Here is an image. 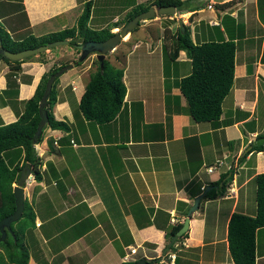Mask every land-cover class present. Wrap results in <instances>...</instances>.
Returning a JSON list of instances; mask_svg holds the SVG:
<instances>
[{
    "label": "crops",
    "instance_id": "obj_1",
    "mask_svg": "<svg viewBox=\"0 0 264 264\" xmlns=\"http://www.w3.org/2000/svg\"><path fill=\"white\" fill-rule=\"evenodd\" d=\"M86 1L0 0V25L14 39L38 24L48 25L33 35L59 31L76 24ZM116 1L92 0L89 26L101 28L144 2L125 0L107 22L95 16L96 8H115ZM198 3L197 9L180 10L187 18L176 10L170 22H157L167 17L159 14L144 19L105 55L122 68L125 84L120 108L107 121L87 119L76 106L96 69L93 55L77 63L72 59L78 48L69 42L46 48L18 62L10 85L7 72L17 64L0 59V123L17 119L54 63L74 62L58 77L53 105L55 118L70 127L43 128L34 143L41 177L33 173L24 184L34 215L23 235L26 264H119L140 258L152 264H235L228 220L233 211L254 214V176L264 171V147H253L264 143V0H188L191 8ZM179 19L195 42L229 36L235 42L232 85L215 120H195L177 85L191 71L186 51L173 53ZM224 173L231 176L224 192L201 197L186 236L171 247L172 226L183 222L194 197ZM255 244V264H264V225L255 231Z\"/></svg>",
    "mask_w": 264,
    "mask_h": 264
},
{
    "label": "trees",
    "instance_id": "obj_2",
    "mask_svg": "<svg viewBox=\"0 0 264 264\" xmlns=\"http://www.w3.org/2000/svg\"><path fill=\"white\" fill-rule=\"evenodd\" d=\"M91 1L87 0L84 3L83 10L74 26L59 31L39 36L29 34L20 39H13L0 25L2 44L10 50H20L38 46L50 40L67 38L68 42L75 46L77 41L108 37L113 33L111 31L112 26L124 24L133 15L147 9L152 4H173L178 12L184 8L194 10L201 7V4L198 3L191 8V6H188V0H149L132 5L122 18L111 21L101 28H92L88 25ZM179 49H184L191 61V71L177 81V85L186 98L188 112L197 121L217 119L221 114V101L229 91L233 81L235 53L233 38L229 36L228 38L222 37L195 42L190 36L189 27L184 24L183 31L180 26H177L173 53L176 54ZM77 51L79 50L77 49ZM24 58L11 60L0 53V59L3 61L9 64H17L7 72L9 85L11 81H16L20 69L18 62ZM72 61L80 63V60L73 59ZM68 62L70 61H60L59 64L54 63L48 71L42 74L34 93L25 100L24 108L18 114L17 119L0 123V219L11 213L15 208L13 183L16 182L23 164L29 162L35 177H41V157L34 147V143L42 137V131L39 137H34L40 119L39 100L48 76L62 64ZM94 62L96 69L90 73L85 89L79 101L76 102V106L85 118L103 122L111 119L118 112L122 103L125 94V84L122 80L123 70L121 67L111 65L107 58L103 59L102 68L97 58H94ZM57 79L58 76L54 79L47 97L48 119L43 128L50 126L52 128L68 129L70 125L67 120L57 119L53 113V105L57 99ZM71 105L74 107V103H71ZM53 141L52 139L49 141L50 148L56 149V144ZM253 147L256 150L262 149L264 143L261 141ZM49 164L50 162H47V166ZM51 165H53L52 162ZM225 174H222L218 180L211 182L213 186L205 192L203 197H216L224 192L227 181L231 178V176L225 177ZM221 180L222 184L218 185ZM254 181L256 183V209L254 214L233 211L227 224L228 248L235 264H255V231L257 227L264 225V171L256 173ZM216 184L218 186H215ZM28 209L27 198H24L21 217L10 223V228L6 231L4 239H0V264H26L28 252L22 238L27 225L22 217L25 216V219L26 217L30 218L31 221L34 217ZM181 224L179 222L172 226L170 235H173ZM186 234L187 232L182 233L178 239L186 236ZM171 247H174L173 244ZM159 260L160 258H153L156 263ZM136 261L137 259L124 260L119 264H137Z\"/></svg>",
    "mask_w": 264,
    "mask_h": 264
},
{
    "label": "water",
    "instance_id": "obj_3",
    "mask_svg": "<svg viewBox=\"0 0 264 264\" xmlns=\"http://www.w3.org/2000/svg\"><path fill=\"white\" fill-rule=\"evenodd\" d=\"M182 11H186L185 9H182ZM176 7L173 4L170 5H150L147 9L142 10L135 15H133L131 18H129L123 25L119 27L115 32H113L111 35L104 39H87L83 42H77L76 47L80 50L79 56L75 60H83L86 57L89 56L91 52H96V58L99 60L101 68L103 67V59L105 57V54L114 49L115 46L119 43V41L126 36L128 32H130L140 20H144L147 18L154 17L156 14H164V13H175ZM179 26L181 27V30L184 29V23L182 19H179ZM67 38H61V39H54L47 41L45 43H42L38 46L34 47H28L23 48L20 50H10L3 46L2 39L0 36V53L11 60H17L22 59L26 56L32 55L34 53H37L39 51H42L46 48L56 46L61 43H67ZM74 65V62H68L65 64H62L57 70L52 72L46 82L45 86L42 92V95L39 100V113H40V119L38 121L36 130L34 132V137H39L42 128L44 124L47 122L48 115L46 110V101L47 97L51 91L52 84L54 79L59 76L62 72L67 70L68 68H71ZM33 172L31 171V164L29 162H25L19 172V175L17 176L16 182L13 185V193H14V203L15 208L11 213H8L4 215L0 219V239H4L6 235V231L10 228V223L12 221L17 220L22 215V211L24 208V184L27 182V179L29 176H32ZM221 185V182H220ZM213 185L209 184L204 187L202 192L197 194L194 199L193 203L189 207L187 211V215L184 218L181 226L176 230V232L172 235L170 244H172L182 233L186 232L188 230L189 224H190V216L191 213L196 210V208L199 205L201 197L205 194V192L210 189ZM217 186V185H215ZM137 264H152V261H148L145 258H140L136 261Z\"/></svg>",
    "mask_w": 264,
    "mask_h": 264
},
{
    "label": "rangeland",
    "instance_id": "obj_4",
    "mask_svg": "<svg viewBox=\"0 0 264 264\" xmlns=\"http://www.w3.org/2000/svg\"><path fill=\"white\" fill-rule=\"evenodd\" d=\"M144 1H146V0H144ZM116 2H117V3H116V7H115V8H110V9H107V10H100V9L96 8V9H95V16H96L97 18H99L100 20H102V21H106V22H107V21H108V18H110V16H111V15H110V16L108 17L107 15L112 14V13L115 12V11H120V9L122 8V6L125 5V4H127V2L125 3V0H124V4H122V3L120 2V0H117ZM100 11H102L103 13H105V15H104V16H103V15H102V16L97 15V14L100 13ZM110 11H111V12H110ZM118 13H119L118 15H120V14L123 13V12H118ZM176 14H179V15L185 17V18L188 17V14H187L186 12H181V11L178 12V11H177ZM123 15H124V14H123ZM123 15H122V16H123ZM160 15H161V16H162V15H165V16H167V17H161V20H160V19L156 20L157 22H163V23H164V22H165V23H166V22H170V21H167V20H170V18H169V14H168V13L159 14V16H160ZM122 16H121V17H122ZM157 16H158V14H156L154 17L148 18V20H149V19H152V21H153V19H155ZM192 17H193V15H192L190 18H192ZM148 20H147V21H148ZM143 21H144V20H142V22H143ZM108 23H109V22H108ZM108 23H107V24H108ZM46 25H48V24H38V25H36V26H34V27H31L30 29H29V27H28V30H27L26 34L29 35V34H33V33L39 32V31L42 33V32L45 30L44 28L46 27ZM88 25H89V24H88ZM97 26H98V25H97ZM93 28H95V27H93ZM46 30H47V29H46ZM18 34H19V33L16 34V38H19V36H17ZM27 35H26V36H27ZM12 37H13V39H14V36H12ZM24 37H25V36H24ZM22 38H23V37H22ZM62 47H63V46H61L60 48H62ZM64 48H65V47H64ZM54 50L57 51V50H59V49H58V47H57V48H54ZM40 54L42 55V54H44V52L42 51V53H40ZM30 56H31V55H30ZM69 59H72V58L69 57ZM73 59H74V58H73ZM73 59H72V60H73ZM68 69H69V68H68ZM65 71H66V70H65ZM65 71H64V72H65ZM62 73H63V72H62ZM62 73H61V74H62ZM61 74H60V75H61ZM60 75H59V76H60ZM59 76H58V77H59ZM58 79H59V78H58ZM58 79H57V80H58ZM22 218L24 219V223H26L27 226H28V224H31V223H32L31 220H30V218H27V217H26V219H25V216H23ZM24 227H25V226H24ZM22 240H23V238H22ZM23 242H24V241H23ZM24 246H25V244H24ZM164 257H165V260H166V256H164Z\"/></svg>",
    "mask_w": 264,
    "mask_h": 264
},
{
    "label": "flooded vegetation",
    "instance_id": "obj_5",
    "mask_svg": "<svg viewBox=\"0 0 264 264\" xmlns=\"http://www.w3.org/2000/svg\"><path fill=\"white\" fill-rule=\"evenodd\" d=\"M112 32H113V31H112ZM114 32H115V31H114ZM86 40H87V39H86ZM99 40H100V39H99ZM84 41H85V40H84ZM77 42H83V41H77ZM77 42H76V43H77ZM76 43H75V45H76ZM79 51H80V50H79ZM79 51H78V52H79ZM108 52H109V51H108ZM108 52H107V53H108ZM107 53H106V54H107ZM106 54H105V55H106ZM89 55H90V56L93 55V57L96 58V52H94V51L91 52ZM78 56H79V54H78ZM104 58H105V57H104Z\"/></svg>",
    "mask_w": 264,
    "mask_h": 264
},
{
    "label": "built area",
    "instance_id": "obj_6",
    "mask_svg": "<svg viewBox=\"0 0 264 264\" xmlns=\"http://www.w3.org/2000/svg\"><path fill=\"white\" fill-rule=\"evenodd\" d=\"M208 6H211V4H208ZM209 170L212 169V166L208 167ZM136 248L135 247H130V252H135Z\"/></svg>",
    "mask_w": 264,
    "mask_h": 264
}]
</instances>
